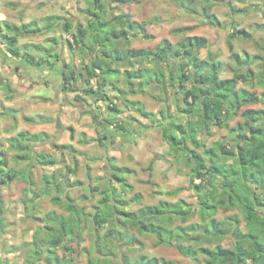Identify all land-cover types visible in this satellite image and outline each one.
<instances>
[{"label": "trees", "instance_id": "trees-1", "mask_svg": "<svg viewBox=\"0 0 264 264\" xmlns=\"http://www.w3.org/2000/svg\"><path fill=\"white\" fill-rule=\"evenodd\" d=\"M89 1L91 4L85 9V15H87L85 25L79 23L77 32L72 33L71 23L65 22L64 24L65 32L72 35V40H68L69 45L72 48L78 47L79 52L86 50L90 55V60L83 64L85 73L83 71L77 73L74 64L66 63L62 58V51L59 49L50 48L49 52L40 55L38 58L31 52H22L19 48L20 36L46 33L49 31L48 29L52 30L55 27L52 22L40 26L36 22L17 25L2 20L0 23L3 24V27L1 26L0 33L6 31L0 41L6 44L8 52L14 57H24L28 62L38 66H42L45 62L52 63V57L56 53L55 61H62L68 69V71H63L64 90L77 91L75 88L76 78L85 76L88 87L84 89V92L95 97L94 99L104 100L105 108L112 114L111 117L105 118L103 111L96 109L92 111L94 122L100 128L103 129L102 126L105 123H112L113 117L119 118V113L124 112L126 107L136 108L151 123V127H161L163 139L175 153L178 154L181 150L185 153H191L184 162L185 165L191 167L190 185L199 193L212 187L208 190L212 201L206 197L201 202L198 211L202 222L208 218L210 220L206 230L200 233H197L195 224L175 225V218L180 219L181 222H186L197 213L193 206H189L183 200L177 202L161 200L155 205L142 206L137 211H126L123 206L127 205H125V200L119 198L120 190L118 188L120 186L122 192L127 188L132 189V185L129 184L125 176L128 171L126 167L110 164L112 176L105 180L106 185L103 188L98 185L90 187L88 185L91 194L98 191L101 196L93 207L94 212L92 214H86L84 208L77 206L69 196L68 188L65 189V196L62 198L59 195L61 187L54 181V176L51 178L45 176V190L53 185L57 192L52 197V203L64 206L69 214L65 216L52 211L40 220L41 226L35 229L34 238L31 242L37 249L35 253H38V248L47 246L54 255L47 257L46 264H73L72 255L75 252V247L71 243L77 241L80 247L83 245L84 224L91 220L93 223V246L98 253V258L96 261L89 259V264H101L107 259L108 261L112 260L115 254L113 249L107 248L109 244L120 247V251L123 247H132V243L128 245V239L135 242V236L128 233L130 228L136 229L141 234L158 236L159 243H169L175 240L176 249L184 256L191 260L203 257L200 264H248L247 260L250 254H253L254 264H260L261 258L264 256V244L260 241L262 238L257 233H238L239 239L236 247L234 249L225 248L220 244L221 240L227 236L228 231L239 230V227L227 228L224 221H218L212 217L218 209L226 212L238 206L251 231H258L257 228L264 231V215L258 212L256 208L258 203L261 204L258 190L264 192V109L246 107V105L264 103V98L247 87L239 86L240 82L251 86L255 79L257 83L264 86V23L257 24L263 33V40L257 39L254 34L246 29L232 26L227 35V46L231 51L230 57L233 64H226L222 60H218L211 51H208L206 57L200 56L201 50L207 45V38L205 36L187 35L193 29L192 27L172 29L173 34L183 35L181 40L177 42L165 38L155 49L151 47L134 48L131 46L132 36L140 35L147 40L155 38L148 31V23L145 20L137 21L128 12L117 13L111 18H107L106 4L130 5L138 2V0ZM179 1L182 2L183 0ZM209 1L214 3L227 1L231 13L234 15L242 14L249 9L248 6L235 7L233 5L234 1L247 3L248 0ZM202 15L209 25L220 29L226 28V25L212 11L204 10ZM237 38L254 41L260 53L250 54L247 51L243 53L235 51L234 40ZM258 61H260L258 64L259 71L254 73L252 65ZM225 65L228 67L225 71L231 72V77H220ZM149 74H153L155 78H148L150 77ZM122 76L125 89L117 84L118 79ZM92 80L98 81V86L89 88ZM109 81L111 82L110 90L118 91L119 102L111 98L104 89ZM152 81L154 83L152 88H160L163 96L159 99L164 105L158 112L149 111L142 102L127 98L130 94L146 93V88ZM188 83H190V87L187 85ZM5 87L12 92L9 83H6ZM170 89H172L175 98L181 96L184 103L181 106L176 99L175 107L178 110L176 115L170 112L167 104ZM76 99L84 98L77 94ZM9 110L16 111L12 108ZM237 117H241L242 120L231 126V121ZM182 118H185L184 122ZM115 127L123 131L127 128L125 121H119L114 125ZM117 128L115 129L118 130ZM214 128L228 129L231 144L218 139L207 146L203 136L213 135ZM105 129L111 133L114 132L108 127ZM107 136V132H102L97 139L85 140L84 134L80 141L85 143L97 141L100 146H105ZM52 139L53 137L48 133H30L29 131H21L17 136L10 138L11 148L20 151L15 159L18 162L22 159H31L25 170L7 169V159L5 156L0 157V185H9L17 179L26 181L25 191L27 193L31 190L34 191V195L30 197L34 207H37L36 197L41 194L33 187L34 180L31 167H36V163L42 166H56L62 162V159L57 160L48 154L33 155L31 147L34 142L51 143ZM17 141L19 142L17 143ZM20 141L23 143L21 144ZM28 141L30 143L25 144ZM190 145L194 148L189 149ZM66 147L73 149L72 146ZM196 149H202L204 156ZM22 151H28L30 154H22ZM71 156L73 159L76 158L74 154ZM223 159L232 160V162L225 164ZM153 164L152 161L147 169L152 171ZM74 165L68 169L65 178L69 177V173L77 174V161ZM86 167L88 179H90L89 164ZM101 179L98 178V180ZM147 182L153 184L151 173ZM216 187L222 188V191L217 195L214 193ZM180 189L177 188L167 192V194H177ZM201 197L204 198V196ZM142 198V194L137 193L130 200L131 202H140ZM185 205H188L189 208H186ZM52 215L55 216L52 217ZM57 215L59 216L57 217ZM237 221L240 220L237 219ZM104 227L107 229L103 233ZM189 232L196 233L192 239L195 244H200L198 248L195 245L187 246L184 244V241L190 238ZM205 241L210 244L214 242L217 244L213 247L211 245L203 246ZM246 241L250 242L251 248L246 247ZM61 246H64L69 253L71 252L70 258L67 254L63 259L59 258L57 248ZM82 250L88 252L87 248ZM121 254L123 264H172L168 260L155 256L142 255L133 258L125 250L121 251ZM28 264L38 263L29 260Z\"/></svg>", "mask_w": 264, "mask_h": 264}, {"label": "rangeland", "instance_id": "rangeland-1", "mask_svg": "<svg viewBox=\"0 0 264 264\" xmlns=\"http://www.w3.org/2000/svg\"><path fill=\"white\" fill-rule=\"evenodd\" d=\"M208 1L183 0L180 2L179 0H138V2L130 5L106 4L108 9L106 16L107 18H111L114 14L128 12L134 19L139 21L145 20L148 23V31L153 34L155 38L147 40L140 35L132 36L131 46L136 48L151 47L155 49L161 40L168 36L177 42L178 39L180 40L183 36L182 34H172L171 30L176 27H192L193 29L191 32L189 31L190 33L188 32L189 34L204 35L207 38V45L200 52L201 57H206L208 51H211L218 60H222L226 64H233L230 57L231 51L227 46V35L234 25L236 28L250 31L257 39H262L263 33L260 31L261 29L257 27V24L264 23V0H248L247 3L234 1L233 5L235 7L248 6L249 8L246 12L236 15L231 13L227 1L221 3ZM90 4L89 0H0V21L5 20L17 25L36 22V24L40 26H45L48 22H52L55 24L52 30L48 29L49 31L43 34L26 36V41L20 39L21 41L18 43L19 48L22 52H31L38 58L40 55L49 52L50 48H54V50L55 48L56 50L59 49L62 51V58H64L66 63L70 65L74 64L77 73L79 71L85 73L83 64L90 60V55L86 50L84 52H79L78 47L72 48L69 45L68 40H72V35L71 33L65 32L64 24L65 22H70L72 33L77 32V25L79 23L85 25L87 22L85 9ZM204 10H210L215 13L226 25V28L220 29L209 25L202 15ZM55 16L60 19H56ZM234 45L235 51L239 53H243L244 51L250 54L260 53L257 45L252 40L237 38L234 40ZM6 48V46H0V65H2V75L6 80L11 82L9 83L7 81L12 88L11 93H16L17 90L20 89L28 90L33 87H36V89H31L32 93L28 92V97H26L22 103L18 104L16 111L8 110L10 113V115L8 114V119L11 120L3 119V117L1 118L0 151L2 152H0V157L5 156L8 164L12 168L22 169L23 166H25L24 160L18 162L15 159V156L20 154V151L11 148L10 138L17 136L21 131L33 133L35 130H41V127L38 128L33 126L34 124H32V122L29 124L30 121L26 118L28 114L31 113L25 110L27 109V100H30L33 96L37 97L42 95L39 98H43V101H45L43 103L46 109H39L36 107L35 110H38L36 112H41L42 110L44 113L47 112L46 115L51 121L48 123L50 126L45 128H48L47 130L51 133L53 137L52 141L55 144L53 145L55 150L52 152L51 156L57 160L62 159V162L56 166L42 169L41 172L38 166L31 167L34 180L33 187L41 194L36 197L37 207H34L33 202L30 201V197L34 195V191L31 190L27 193L25 191L26 183L24 181L17 179L12 184L6 186L0 185V264H28L29 260L33 263L44 264L40 252L42 250L40 249L38 253H33L35 248H32L34 245L31 243V234L38 226H41L42 222L40 220L45 218L48 212L55 211L65 216L69 214L64 206L52 203V197L55 196L57 192L53 185L45 190V176H48V178L54 176L53 178L55 180H53L61 187V193L59 192V195L62 198L65 196V189L68 188L69 196L75 201L77 206L84 208L86 214H92L94 212L93 207L101 196L98 191H94L93 194H91L88 190V185L89 187L98 185L103 188L106 185L105 180L112 176L110 164L114 163L118 166H124L125 164L130 165L126 167L128 171L125 176L129 184L132 185V189L127 188L122 192L120 186L117 185L120 190L119 198L125 200V205H127L123 206L126 211H137L142 206L155 205L161 200H168L170 202L183 200L189 206H193L197 213L191 216L186 222H181L180 219L175 218V224H182L185 226L195 224L197 233L206 230L210 218L202 222L198 211L201 207V202L206 197L212 201L209 193L210 191H208L212 187L199 193L190 185L189 174L191 167L184 163L185 159L191 154L190 152L185 153L181 150L178 154L175 153L170 145L163 139L161 127H151V123L134 107H130L123 115L120 114L121 122L125 121V116H128L127 118H132L129 121L132 123V126H129L127 122L125 125H127L126 127L128 128L124 131L115 127L118 129L116 130L108 123H105V125L112 129L114 131L113 133L105 129V125L102 126L103 129L100 128L94 122L91 109H93V111L96 109L106 113L105 101L101 99L95 101L91 95L84 92V89L88 87L87 78L85 76L82 78L78 76L76 78L75 88L77 91L64 90L63 71H68V69L62 61H55L56 53H54V57H52V63H43V69L34 73L33 70L35 67L31 66V63L24 57H6ZM259 63L260 61L252 65L254 73L259 71ZM136 66L137 64L135 67ZM227 68L228 67L225 65L223 68L224 71L220 73V77L232 76L231 72L225 71ZM43 76L47 79L46 84L48 86L41 85L43 83L41 77ZM149 76L148 78H155L153 74H149ZM2 83L0 82V91L6 88L2 86ZM110 83L109 81L104 89L111 98L119 102L120 98L118 97V91L110 90ZM117 84L124 89L126 88L123 76L118 79ZM152 84H154L153 81L147 88H152ZM57 85L61 86V91L55 89ZM85 85L87 86L84 87ZM187 85L190 87V83ZM51 86H54V90H47V88H51ZM92 86H98V81L92 80L89 84V88ZM239 86L247 87L257 94L262 95L264 98V86L257 83L256 79L251 86L241 82ZM78 92L85 100L76 99V94H78ZM133 95L134 94H131L130 97ZM154 95H158L161 98L163 97L160 88L154 87L153 90L147 89L146 94H140L135 98L144 101L147 110L158 112L163 107L164 103L161 99L160 101L155 99L153 97ZM56 98L59 105L54 104L55 102L53 103ZM34 99L35 98H33V100ZM176 99L181 106L184 104L181 96L175 98L172 89H170L167 104L170 108V112L175 115L178 114V110L175 107ZM135 100L138 101L137 99ZM32 103L33 102H31V106L29 103L28 105L29 108L33 107L34 112L35 110ZM61 107L63 110L59 112ZM246 107L264 109V103L260 102L254 105H246ZM1 109L0 115L5 113V109ZM122 116L125 118H122ZM239 120H242V118H235L231 121L230 125L234 126ZM182 121L184 122L185 118H182ZM146 131H148V133ZM153 131L155 135L151 134ZM102 132H107L108 134L105 140L107 142L105 146H99L97 141H92L91 143L80 141L81 138L84 137V134V139L90 140L92 138L97 139ZM145 132L147 134L144 137L143 134H145ZM149 134L152 136L150 137ZM141 135L143 136L140 137ZM127 136L129 139L121 142V138ZM155 137L159 139L161 145L156 141L157 139ZM203 138L207 146H210L218 139L231 144V136L226 128H214L213 135H204ZM118 141L121 143L117 144ZM18 142L19 141H17V143ZM20 142L21 144L23 143L22 141ZM27 143H30V141L25 142V144ZM36 144L37 148H39L35 149L37 152L46 151L43 149L44 147L41 148V146L45 145L44 143H34V145ZM128 144H131V146L128 147ZM66 146H72L73 149L71 150L70 147L67 148ZM109 147H111V150ZM193 148L192 145L189 146V149ZM196 150L203 155L202 149ZM22 154L26 155L30 153L28 151H22ZM71 154L76 155V158L73 159ZM116 154L121 155L122 158L120 156L115 160L112 159L111 157H115ZM157 160L158 162L155 166L153 164L152 171L148 170L147 167L149 164ZM75 161L78 163L77 174L69 173V177L65 178L68 169L75 166ZM223 162L225 164H230L232 160L223 159ZM87 164H89L90 167V179H88L87 175ZM154 171L156 173L155 176ZM150 173L153 184L147 182ZM98 178L102 179L98 180ZM197 182H199V180H197ZM177 188H181L177 194H167V192L176 190ZM221 191V187H216L214 193L217 195ZM137 193L142 194V200L140 202H131L130 199ZM258 195L259 201L261 202L260 205L262 206L258 207L257 210L264 214V192L259 191ZM201 196H204V198ZM188 205H185V207L189 208ZM33 214H35V217H33ZM53 216L55 215H52V217ZM58 216L59 215H57V217ZM89 218L91 219V217ZM212 218L218 221H224L225 227L227 228H237L238 226L239 230L246 231L250 229L243 212L238 206L226 212L222 209H218ZM237 219L240 221H237ZM84 225L85 231L82 234L84 241L81 247L87 248L88 252L84 251V253L82 252L79 255L77 260L78 264H88L90 258V260L94 261L98 258L96 250L93 248V223L91 220H88ZM106 229L107 227L103 228V233ZM236 230L237 229H233L232 232L236 233ZM257 230L258 232H255V234L257 233L258 236L263 238V231H261L260 228H257ZM128 233L135 236V242L128 239V245L132 243V247H123L121 251H128V255L133 258L142 255L163 257L167 260H171L173 264H188L190 261L180 255L172 245L166 246L158 244L157 238L152 236V234H141L134 228H130ZM260 241L264 244V239ZM223 244L231 246L233 243L231 239L226 238ZM210 245L213 246L212 244H208V246ZM42 248L43 252L47 250L46 247ZM107 248L113 249L115 255H113L114 257H112V260L108 261L107 259V261H102L101 264H123L120 247H114L113 244H109ZM59 251H61L60 254L64 255V250L62 251L59 249ZM68 255L70 256L71 254L68 253L67 256ZM201 259H203V257H198L197 260H193L196 264H200Z\"/></svg>", "mask_w": 264, "mask_h": 264}, {"label": "crops", "instance_id": "crops-1", "mask_svg": "<svg viewBox=\"0 0 264 264\" xmlns=\"http://www.w3.org/2000/svg\"><path fill=\"white\" fill-rule=\"evenodd\" d=\"M2 20V19H1ZM137 20V19H136ZM137 21H139V20H137ZM1 26L3 27V24H1L0 23V28H1ZM184 27H186V26H184ZM177 28V27H176ZM174 29V28H173ZM5 31L6 30H4L3 31V33H0V39L2 40L3 39V35L5 34ZM191 32V31H190ZM189 32V33H190ZM189 33H187V35H195V34H189ZM2 34V35H1ZM173 34V33H172ZM196 35H198V34H196ZM183 36V35H182ZM198 36H204V35H198ZM29 38V37H28ZM168 39H170L171 41H173V42H176V41H174V40H172L169 36L167 37ZM20 39H22V41H26L27 40V37H26V35H22V36H20L19 37V42L21 41ZM152 40V39H151ZM181 40V39H180ZM178 41H179V39H178ZM18 42V43H19ZM0 46L2 47H5L6 46V44L4 43V42H1L0 41ZM18 46H19V44H18ZM132 47H134V46H132ZM134 48H136V47H134ZM140 48H145V47H140ZM7 49V48H6ZM5 52H7V56L6 57H12L13 55L11 54V53H9L8 52V50H5ZM33 54V53H32ZM17 58H21V57H17ZM64 59V58H63ZM83 62V61H82ZM81 62V63H82ZM80 63V64H81ZM31 66H33V67H35V69L33 70L34 71V73H36V72H39V71H41L42 69H43V66H37V65H35V64H30ZM1 66L2 65H0V82L2 83V86L3 87H5V84L6 83H11L9 80H6V78L2 75V68H1ZM75 67V66H74ZM33 73V72H32ZM48 76V75H47ZM3 79V80H2ZM46 78L43 76V77H41V81L43 82L41 85H46V86H48L47 84H46ZM8 81V82H7ZM41 83V82H40ZM33 85V84H32ZM87 85H85L84 87H86ZM38 88V87H37ZM31 89H36V87H33V88H30V89H26V90H17V92L16 93H11L10 91H8L6 88L5 89H2L1 91H0V113H1V111H2V109L1 108H3V109H5V113L4 114H2V115H0V120H1V118L3 117V119H8V114L10 115V113L8 112V110L9 109H14V110H16L17 108H18V104L19 103H22V101H24V99L26 98V97H28L27 95L29 94L28 92H30V93H32V90ZM54 90V86H51V88H47V90ZM55 89H58L59 91H61V86H55ZM147 89H152L153 90V88H146V93H147ZM146 93H144V94H146ZM19 94H22V95H19ZM78 94H80L79 92H78ZM141 93H136V94H134L132 97H130V95H128L127 96V98H128V100H135V99H137L138 100V98H135V97H138L139 95H140ZM77 95V94H76ZM81 95V94H80ZM17 96H21V97H17ZM42 96V95H41ZM41 96H33L30 100H27L28 102H27V109L25 110V111H27L28 113H31V114H28V116H27V120H28V118H29V124H31V122H32V124H34L33 126H36V127H41V130H39V131H37V130H35V132H33V133H40V132H45V133H48L49 135H51V133L49 132V130H47L45 127H48V126H50V125H48V123L51 121L48 117H47V115H46V113L47 112H43V110L41 111V112H36V111H38V110H35V108L37 107V108H39V109H46V106H45V104L43 103V102H45V101H43V98H39V97H41ZM155 99H158L159 101H160V99H159V97L160 96H158V95H154L153 96ZM33 98H35L34 100H33ZM95 97H93V99H94ZM141 98V97H140ZM161 98V97H160ZM92 99V98H91ZM95 101L97 100V99H94ZM93 100V101H94ZM141 100V99H140ZM140 100H138V101H140ZM103 101V100H102ZM31 102H33L32 104V106H34V112H33V107H31V108H29V105L31 106ZM46 102H48V101H46ZM55 102V103H54ZM58 101H57V98H56V100H54L53 101V103L54 104H58L59 105V103H57ZM140 102H143V104L145 105L146 103L144 102V101H140ZM28 103H29V105H28ZM52 103V102H51ZM68 106H70V105H68ZM127 108V107H126ZM125 108V111L124 112H121V113H119V118H117V117H113V119L111 120L112 121V123H108L109 125H111L112 126V128L114 127V125L116 124V123H118L119 121H120V114H122L123 115V113H126V110H128V109H130V107L129 108H127L126 109ZM91 109V108H90ZM63 110V108L61 107L60 109H59V112L60 111H62ZM93 111V109H91V112ZM103 115H104V117L106 118V117H111V115L112 114H110L108 111H106V113L105 112H103ZM130 115V114H129ZM126 117V118H125ZM122 116V118H125V124L128 122V125L129 126H132V123H130L129 121H130V119H132V118H127L128 116ZM110 119V118H109ZM8 120H11V119H8ZM121 122V121H120ZM106 126V125H105ZM127 126V125H126ZM106 127H108V126H106ZM109 128V127H108ZM128 128V127H127ZM152 131V130H151ZM144 132V131H143ZM147 133H148V131H146ZM145 132V134H143L144 135V137H145V135L147 134ZM31 133V132H30ZM151 134H153V135H155L154 134V131L151 133ZM143 135H141L140 137H142ZM52 136V135H51ZM149 136L151 137L152 135H150L149 134ZM156 138V137H155ZM162 138V137H161ZM129 139V137L127 136V137H122L121 138V142L122 141H126V140H128ZM157 139V138H156ZM53 140V139H52ZM157 142H159V139H157L156 140ZM162 141H164V140H162ZM42 142H44V141H39L38 142V144H43ZM120 141H118L117 142V144H119V143H121ZM34 143H36V142H34ZM34 143H33V145H34ZM45 145H43V146H41V148H43V149H45L46 151H44V152H37L35 149H39V148H37V144L36 145H34V146H32L31 148V153L34 155H39V154H48V155H50L51 156V154H52V152L55 150L54 148H53V145H55L54 143H53V141H51V143H44ZM159 144H160V142H159ZM99 145V144H98ZM161 145V144H160ZM100 146V145H99ZM129 146H131V144H128V147ZM0 147H1V144H0ZM115 147V146H114ZM49 148V149H48ZM52 149V150H51ZM107 149H108V147H107ZM109 149L111 150V147H109ZM39 151H41V150H39ZM0 152H2V151H0ZM4 153V152H3ZM108 156V155H107ZM121 155H117L116 154V156L115 157H111L112 159H116V158H119ZM52 158H53V156H51ZM32 158V157H31ZM110 158V159H111ZM121 158H122V156H121ZM22 160H24V162H25V166H23V168L22 169H18V168H15V169H18V171H22V170H25V168H27V166H28V163L29 162H31L30 160L31 159H28V160H25V159H22ZM154 162V166H155V164L158 162V160L157 161H153ZM114 165H117V164H115L114 163ZM35 166H38L39 167V170H40V172L42 171V169H47V168H49V167H52V166H48V165H40L39 163H36V165ZM118 166V165H117ZM130 165L129 164H125L124 166H119V167H129ZM7 169H12V167L8 164V166L6 167ZM31 171H32V168H31ZM156 175V173H155V171H154V176ZM16 181V180H15ZM15 181H13L12 183H14ZM21 181H24V180H21ZM25 183H26V181H24ZM11 183V184H12ZM3 186H6V185H3ZM58 214H60V213H58ZM51 225V224H50ZM31 237H33V232H32V234H31ZM31 239V238H30ZM32 241V240H31ZM47 249V248H46ZM54 264V263H53Z\"/></svg>", "mask_w": 264, "mask_h": 264}, {"label": "flooded vegetation", "instance_id": "flooded-vegetation-1", "mask_svg": "<svg viewBox=\"0 0 264 264\" xmlns=\"http://www.w3.org/2000/svg\"><path fill=\"white\" fill-rule=\"evenodd\" d=\"M262 192L261 190H258V192ZM37 201V200H36ZM260 206H262V205H258L257 204V207L256 208H258V207H260ZM258 212H260L262 215H264L261 211H259V210H257ZM176 225V224H175ZM248 225V224H247ZM237 232L236 233H233L232 231H228V234H227V236L226 237H224L222 240H221V242H220V244L223 246V247H225V248H229V249H234L235 247H236V244H237V242H238V233H240V234H249V233H253V232H258V231H251V229H248V230H246V231H243V230H236ZM263 233H264V231H263ZM189 236H190V238H188V239H186L185 241H184V244L185 245H187V246H191V245H195V247L196 248H198L199 247V245L200 244H195V242H194V240L192 239V236L193 235H196V233L194 234V233H192V232H189ZM152 236H155L156 238H157V243L158 244H162V245H166V246H173L174 248H175V250H177L176 249V247H175V243H176V241L175 240H172L171 242H169V243H166V242H163V243H159V237L158 236H156V235H154V234H152ZM33 238H34V232H33V237H32V240H33ZM226 238H229V239H231L232 240V245L231 246H226V245H224L223 244V242H224V240L226 239ZM260 238H262V237H260ZM262 239H264V235H263V238ZM161 240V239H160ZM93 241V240H92ZM32 242V241H31ZM94 242V241H93ZM71 244H73V246L75 247V252L73 253V261H72V263L73 264H78L77 263V260H78V258H79V255L83 252L84 253V251L82 250L83 248L81 247L80 248V246L78 245V242L76 241V242H73V243H71ZM208 244H210L208 241L206 242H203V246H208ZM217 243L216 242H214L212 245L213 246H215ZM245 244H246V247L247 248H251L250 246V242L249 241H246L245 242ZM32 245V244H31ZM212 246V247H213ZM32 248H35V250H33V253H35V251L37 250L36 249V247L35 246H32ZM46 248H47V250L45 251V252H43V248L41 247L40 249L42 250V251H40L41 252V257H42V261L44 262V264H46V261H47V257L48 256H51V255H54V254H52L51 253V250L49 249V247H47L46 246ZM93 248H95V246H93ZM39 248H38V250H40ZM59 249L60 250H64L63 252H64V255H62V254H60V252L61 251H59ZM96 250V249H95ZM178 251V250H177ZM179 252V254L180 255H182L183 257H185L187 260H190L189 261V263L188 264H195V262H194V260H191L189 257H187V256H184L180 251H178ZM69 252L65 249V247L64 246H61V247H59V248H57V254H58V256H59V258H61V259H63L64 257H65V254H68ZM71 253V252H70ZM252 253H254V251H252ZM264 253V252H263ZM98 253H97V251H96V255H97ZM71 255L69 256L68 255V257L70 258L71 257ZM97 257H98V255H97ZM159 258H163V257H159ZM264 258V256L261 258V260ZM91 259V258H90ZM163 259H165V258H163ZM165 260H167V259H165ZM89 261V260H88ZM168 261H170V262H172L171 260H168ZM255 260H254V257H253V254H250L249 255V257H248V260H247V263L248 264H254L255 262H254ZM88 264H89V262H88ZM172 264H173V262H172Z\"/></svg>", "mask_w": 264, "mask_h": 264}, {"label": "water", "instance_id": "water-1", "mask_svg": "<svg viewBox=\"0 0 264 264\" xmlns=\"http://www.w3.org/2000/svg\"><path fill=\"white\" fill-rule=\"evenodd\" d=\"M260 264H264V258L261 260Z\"/></svg>", "mask_w": 264, "mask_h": 264}]
</instances>
